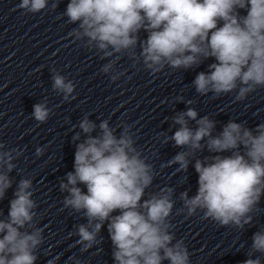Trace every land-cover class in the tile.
Listing matches in <instances>:
<instances>
[{
	"label": "clouds",
	"instance_id": "obj_1",
	"mask_svg": "<svg viewBox=\"0 0 264 264\" xmlns=\"http://www.w3.org/2000/svg\"><path fill=\"white\" fill-rule=\"evenodd\" d=\"M59 3L53 0L51 10ZM48 5L49 0H20L17 8L24 14H37ZM241 9L247 14L241 15ZM62 17L77 25L68 33L74 42L80 41L100 53L102 60L108 59L100 71L112 82L125 74L116 66L127 54L133 67L142 63L152 76L165 67L186 71L214 58L208 71L199 72L192 82L201 96L235 92V100L243 101L264 88V0H70L58 18ZM141 31L147 33L146 39L140 38ZM51 73L53 91L65 101L74 98L73 81L54 68ZM179 102L187 108L171 117L168 131L176 128L174 134H158V138L164 136L165 144L174 142L182 149L167 166L178 165L175 171L186 173L197 152L206 149L211 155L194 159L198 189L191 197L187 190L179 194L183 207L178 212L190 217L199 211L202 219L220 227L245 230L261 211L264 197V123L252 129L230 119L216 133L214 119L199 117L189 106L191 100L185 102L177 96L175 103ZM51 114L44 100L33 106L31 116L43 124ZM190 121L195 122V128ZM78 128L72 137L73 143L80 141L76 143L74 171L60 180L59 189L67 193L64 208L86 219V223L75 225L72 233L79 237L76 244L80 251L102 243L99 234L107 223L114 264H191L189 250L183 239L176 238L170 220L175 188L165 186L145 198L158 173L137 148L132 127L122 123L114 128L108 120L97 124L85 114ZM82 135L86 138L81 139ZM5 149L0 142V200L13 185L10 173L17 169L14 161L23 155L20 149ZM44 151L37 147L35 155ZM80 184L86 186V193ZM34 191L33 180L21 178L8 215L0 218V264H36L39 258L37 252L45 237L44 229L37 226ZM116 212L119 214L113 215ZM0 217H4L2 212ZM256 253L264 255V227L253 234L248 259L242 264H264ZM70 259L81 264L76 256Z\"/></svg>",
	"mask_w": 264,
	"mask_h": 264
}]
</instances>
